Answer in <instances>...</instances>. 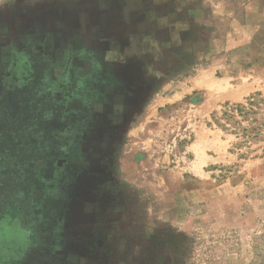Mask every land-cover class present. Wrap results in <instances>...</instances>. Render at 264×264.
I'll return each mask as SVG.
<instances>
[{
    "label": "rangeland",
    "instance_id": "rangeland-1",
    "mask_svg": "<svg viewBox=\"0 0 264 264\" xmlns=\"http://www.w3.org/2000/svg\"><path fill=\"white\" fill-rule=\"evenodd\" d=\"M258 94L264 0H0V264H264Z\"/></svg>",
    "mask_w": 264,
    "mask_h": 264
},
{
    "label": "trees",
    "instance_id": "trees-1",
    "mask_svg": "<svg viewBox=\"0 0 264 264\" xmlns=\"http://www.w3.org/2000/svg\"><path fill=\"white\" fill-rule=\"evenodd\" d=\"M258 95L250 96L247 103H224L219 114L214 111L211 113V122L222 131L235 134L237 137H243V141L258 139L261 136L260 127L257 126V119L254 117L256 114V107L259 101H264V97ZM249 120V126L244 127L241 122ZM209 123V124H210ZM239 144V143H238Z\"/></svg>",
    "mask_w": 264,
    "mask_h": 264
}]
</instances>
